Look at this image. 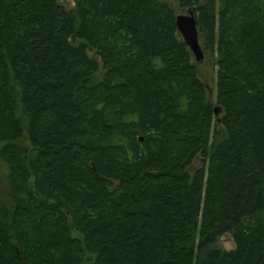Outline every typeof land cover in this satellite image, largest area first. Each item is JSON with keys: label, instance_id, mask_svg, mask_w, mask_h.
Returning a JSON list of instances; mask_svg holds the SVG:
<instances>
[{"label": "trees", "instance_id": "1", "mask_svg": "<svg viewBox=\"0 0 264 264\" xmlns=\"http://www.w3.org/2000/svg\"><path fill=\"white\" fill-rule=\"evenodd\" d=\"M0 167V264H264V0H0Z\"/></svg>", "mask_w": 264, "mask_h": 264}, {"label": "water", "instance_id": "2", "mask_svg": "<svg viewBox=\"0 0 264 264\" xmlns=\"http://www.w3.org/2000/svg\"><path fill=\"white\" fill-rule=\"evenodd\" d=\"M175 23L177 26V30L181 34L184 42L192 52L195 61H202L204 58V54L199 42L198 29L193 11L187 10L186 13L177 14ZM214 113L215 115L218 113L217 108H214Z\"/></svg>", "mask_w": 264, "mask_h": 264}, {"label": "rangeland", "instance_id": "3", "mask_svg": "<svg viewBox=\"0 0 264 264\" xmlns=\"http://www.w3.org/2000/svg\"><path fill=\"white\" fill-rule=\"evenodd\" d=\"M176 11L177 7L174 5ZM183 13H186L185 11ZM200 77L203 79L205 84L208 87V96L211 100H215V75H216V66L213 64L212 60L205 55L201 62H198ZM25 141V139H24ZM27 142V141H25ZM2 172L0 167V180H2ZM218 245L226 250L232 249L234 247V242L231 237V234L226 233L221 236L218 240Z\"/></svg>", "mask_w": 264, "mask_h": 264}]
</instances>
